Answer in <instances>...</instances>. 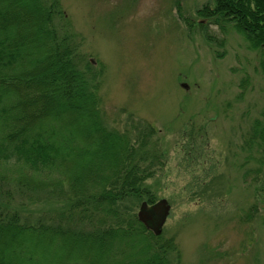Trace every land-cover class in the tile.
<instances>
[{
  "label": "trees",
  "instance_id": "1",
  "mask_svg": "<svg viewBox=\"0 0 264 264\" xmlns=\"http://www.w3.org/2000/svg\"><path fill=\"white\" fill-rule=\"evenodd\" d=\"M196 15L198 27L239 33L264 75V0H213ZM78 47L60 0H0V194L10 184L23 196L0 200V264H173L174 238L153 234L134 212L157 200L145 184L162 164L156 127L105 125L101 70L79 67ZM260 114L247 159L264 153V106ZM38 193L58 208L49 222H23L20 207Z\"/></svg>",
  "mask_w": 264,
  "mask_h": 264
},
{
  "label": "rangeland",
  "instance_id": "2",
  "mask_svg": "<svg viewBox=\"0 0 264 264\" xmlns=\"http://www.w3.org/2000/svg\"><path fill=\"white\" fill-rule=\"evenodd\" d=\"M212 1L60 3L79 45V67L89 61L101 70L105 125L123 131L129 119L156 127L151 141L162 164L145 184L170 205L161 232L179 251L171 263L264 264V153L252 149L247 159L245 148L264 106V75L259 54L239 33L209 21L198 27L196 9ZM8 185L0 200L20 202ZM38 194L20 207L23 222H49L58 208Z\"/></svg>",
  "mask_w": 264,
  "mask_h": 264
},
{
  "label": "water",
  "instance_id": "3",
  "mask_svg": "<svg viewBox=\"0 0 264 264\" xmlns=\"http://www.w3.org/2000/svg\"><path fill=\"white\" fill-rule=\"evenodd\" d=\"M182 85L187 87L186 84ZM169 209L170 205L164 198L159 199L151 205L142 201L137 211V218L148 230L158 235L162 231V226L167 218Z\"/></svg>",
  "mask_w": 264,
  "mask_h": 264
},
{
  "label": "bare ground",
  "instance_id": "4",
  "mask_svg": "<svg viewBox=\"0 0 264 264\" xmlns=\"http://www.w3.org/2000/svg\"><path fill=\"white\" fill-rule=\"evenodd\" d=\"M148 204V203H147ZM148 205H151V204H148Z\"/></svg>",
  "mask_w": 264,
  "mask_h": 264
}]
</instances>
